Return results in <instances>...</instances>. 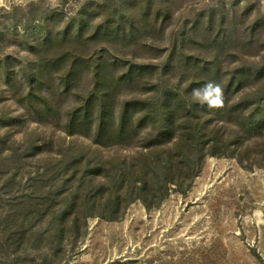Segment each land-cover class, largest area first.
I'll use <instances>...</instances> for the list:
<instances>
[{"label": "trees", "instance_id": "obj_1", "mask_svg": "<svg viewBox=\"0 0 264 264\" xmlns=\"http://www.w3.org/2000/svg\"><path fill=\"white\" fill-rule=\"evenodd\" d=\"M169 1L98 0L95 6L99 19L89 33L83 31V20L77 13L71 18H80L75 31L65 30L55 36L48 33L34 44L28 43L27 51L35 58L27 62L23 79L5 77L10 97L30 119H58L59 128L67 135L90 137L100 146L137 143L144 150L122 159L96 158L92 163V156H86L88 149L71 142L61 147L60 158L44 162L41 171L34 172L35 178L40 177L34 182L37 186L29 183L22 198L6 199L2 230L6 246L25 248L35 234L41 233L51 236L54 250L66 226L77 229L81 217L84 221L90 216L116 219L134 200L150 209L159 205L170 190L185 192L207 155L230 154L240 160L243 151H251L249 140L264 131V11L249 2L243 10L231 11L220 2L216 9L206 6L196 13L189 28L180 27L175 33L176 43L167 49V62L173 60L177 42L178 50L182 43L191 42L208 54L198 59L178 52V62L190 69L181 86L180 79L173 83L165 79L164 71L152 75L148 64L121 63L110 49L139 44L147 36L161 37L162 26L156 29L146 22L153 7L152 21L169 17ZM137 4L141 9L137 17H132L130 9ZM68 38L75 43L95 39L99 45L92 46L89 59H83L82 53L63 45ZM255 55L257 59L250 58ZM9 67L8 59L0 58V74L8 72ZM81 71L89 72L92 85L86 96L64 110L61 118L55 100L71 92L74 78ZM209 81L222 86L221 108L210 109L191 97L194 88ZM123 88L144 95L133 94L119 102L116 96ZM244 88L241 96L231 100V95ZM8 118L10 125L14 117ZM36 148L38 145L29 143L18 150V158ZM2 152L4 159L15 154L17 148L0 143ZM249 160L256 162L254 157ZM94 178L101 181L95 183ZM44 183L49 186L42 191ZM42 221L46 226L39 228ZM0 264L24 263L11 252L6 258L0 256Z\"/></svg>", "mask_w": 264, "mask_h": 264}, {"label": "rangeland", "instance_id": "obj_2", "mask_svg": "<svg viewBox=\"0 0 264 264\" xmlns=\"http://www.w3.org/2000/svg\"><path fill=\"white\" fill-rule=\"evenodd\" d=\"M97 1L0 0V58H6L10 63L8 72L0 74V143L17 148L15 154L4 159L1 156L5 152L0 153L1 258L14 252L24 264H264V131L249 140L251 151H243L240 160L230 154L207 155L189 188L183 193L170 190L157 206L146 209L139 200H134L116 219L90 216L84 221L81 217L77 229H72L69 224L66 226L60 245L54 250L51 236L45 237L41 233L35 234L25 248L14 250L6 246L2 234L5 210L8 209L6 199L22 198L27 184L39 181L40 177L35 178L34 172L41 171L44 162L60 158L61 147L71 142L88 149L86 156H92V163L96 158L110 161L144 151L137 143L100 146L93 144L90 137L67 135L59 128L61 122L58 119L32 120L10 97L9 89L4 85L5 77L16 81L23 79L27 62L35 58L27 51L29 44L48 33L55 36L65 30L75 31L80 18H71L77 13L83 20V31L89 33L99 19ZM220 2H223V8L231 11L243 10L248 2L256 7L259 5L264 11V0H170L169 17L160 16L157 21H152L153 7L146 22L156 29L162 26L161 37L147 36L139 44L114 46L110 48L111 53L121 63L148 64L152 75L164 71V78H170V83L180 79L184 86L190 69L178 62L177 54L200 59L208 55L207 51L191 42L182 43L181 51L177 42L176 56L167 62L169 44L176 43L175 33L180 27L189 28L193 24L196 13L206 6L216 9ZM138 9H141L139 4L130 9L132 17H137ZM75 42L68 38L63 45L68 50L82 53L83 59H89L94 50L92 46L99 45L95 39ZM250 58L254 60L258 56ZM74 79L71 92L56 97L61 118L64 110L76 104L81 96H86L92 85L89 72L81 71ZM131 90L134 89H121L117 101L133 94L144 95ZM245 91L246 88L231 95V100ZM9 116L14 117L10 125L7 124ZM225 125L229 130V123ZM31 142L38 148L19 159L18 150ZM250 157L256 162L252 163ZM98 181L101 180L94 178L93 182ZM47 186L45 184L41 190L48 189ZM44 226L43 221L38 225L39 228Z\"/></svg>", "mask_w": 264, "mask_h": 264}, {"label": "clouds", "instance_id": "obj_3", "mask_svg": "<svg viewBox=\"0 0 264 264\" xmlns=\"http://www.w3.org/2000/svg\"><path fill=\"white\" fill-rule=\"evenodd\" d=\"M193 101L207 105L210 109H218L224 105L223 89L220 83L209 81L202 87L194 88L191 93Z\"/></svg>", "mask_w": 264, "mask_h": 264}]
</instances>
